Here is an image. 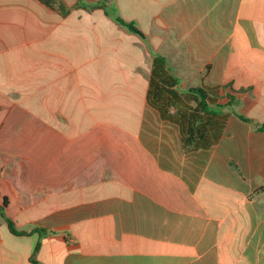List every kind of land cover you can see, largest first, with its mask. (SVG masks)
I'll list each match as a JSON object with an SVG mask.
<instances>
[{"label": "crops", "instance_id": "1", "mask_svg": "<svg viewBox=\"0 0 264 264\" xmlns=\"http://www.w3.org/2000/svg\"><path fill=\"white\" fill-rule=\"evenodd\" d=\"M63 1L0 0V208L31 233L0 214V264H264V0ZM156 55L178 94L244 91L215 145L149 104Z\"/></svg>", "mask_w": 264, "mask_h": 264}, {"label": "trees", "instance_id": "2", "mask_svg": "<svg viewBox=\"0 0 264 264\" xmlns=\"http://www.w3.org/2000/svg\"><path fill=\"white\" fill-rule=\"evenodd\" d=\"M51 9L59 12L62 16H67L74 9L69 7L63 0H39ZM78 8H84L89 11L102 9L106 14L112 17L118 24L123 26L129 32L137 34L142 39L147 40L146 36L136 27L134 23H129L113 12L108 3L100 1L95 4H85L80 1ZM153 80L157 83L150 87L148 91L149 104L154 107L163 120L177 124L180 127L183 145L187 148L208 149L215 145L221 138L226 120L229 114L219 112V109L226 106L231 107L236 102V94L244 91H236L231 86L220 88L197 87L190 88L180 94L173 91V88L179 84V78L171 73L169 61L167 58L156 55L154 59ZM174 108V112H171ZM246 123H252L250 119L243 115H238ZM255 127L264 131V124H255ZM6 164L10 162L5 159ZM5 165L0 168V177L4 175ZM24 182L28 183L25 174ZM258 193L264 192V187L258 189ZM8 202L5 200L3 207L0 208V214L5 219L12 234L18 236L30 235L31 233L18 231L14 222L5 214V208ZM35 249L32 261L35 260Z\"/></svg>", "mask_w": 264, "mask_h": 264}]
</instances>
